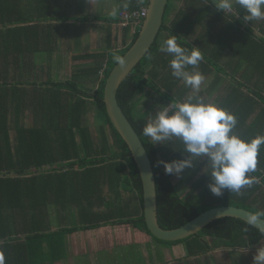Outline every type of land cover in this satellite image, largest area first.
Wrapping results in <instances>:
<instances>
[{"label": "trees", "instance_id": "1", "mask_svg": "<svg viewBox=\"0 0 264 264\" xmlns=\"http://www.w3.org/2000/svg\"><path fill=\"white\" fill-rule=\"evenodd\" d=\"M34 1L0 0V261L2 264H55L62 258V255L58 253V247H64L66 234L80 228L85 229L84 227L87 226L99 225L62 226L57 230L46 228L45 223H49L52 219L48 203L55 206L56 213L52 215L61 226L59 218L63 210L59 201L50 200V197L54 195L58 199L71 194L73 203H81L79 198L84 193H87L90 200L98 197V201L93 203L90 201L87 206L90 208L97 206L99 202L104 203L102 198L104 186L111 185L115 191L123 187L137 194L140 201L139 215L131 217H124V215L114 223L134 224L151 234L144 220L143 185L140 172L127 143L111 123L104 102L106 80L117 63L113 53L122 57L132 44L110 55L111 63L106 70V77L97 90L96 135L90 126L82 122L83 105L76 100L77 92L70 82L67 84L70 90L66 95V101L65 96L55 94L48 101V107L44 109L36 103L33 96L32 104L27 106L28 94L18 85L22 81L16 75L12 77V72L19 69H32L31 65L26 64L22 59L24 54L33 52L36 48L31 37L34 34L39 37L40 23L36 22V19L41 16L33 14V10L28 7L29 4L33 7ZM183 1L178 15L173 22L171 21L172 25L168 26L169 18L166 20V16L173 7V1L169 0L164 24L157 39L121 84L118 92L119 103L140 135L154 167L160 225L165 228H175L208 209L222 205L242 207L264 218V147H260L259 150L256 172L250 174L257 177L260 180L259 183H254L250 187L246 186L239 194L225 189L221 196H215L209 188L204 189L210 183V177L203 173L198 182L193 185V191H202V196L195 201H188L176 188L175 174H166L163 164L159 163L161 157L162 161L169 162L185 158L182 143L175 139L173 147H158L156 144H150L148 138L142 134V128L153 109L147 107L142 111L140 103L145 96L157 95L160 101H177L168 90L175 78L170 75L167 79L164 78L167 74L168 61L163 58L161 62L159 46L164 31L175 35L177 40L187 42L190 24L198 21V16L191 14V8L202 7V0ZM148 4L149 0H143V3L134 2L129 6V11H136L142 5ZM39 10H42L41 6ZM139 31L132 43L139 35ZM151 64H154L156 70H149ZM161 66L163 68L160 69ZM63 86L66 85L62 84L61 87ZM84 102L86 101L83 100ZM27 108L29 111H26ZM30 115L33 116V123L31 125L22 123V118L27 119ZM63 121L67 124L54 127L56 122ZM54 131L57 135L56 143L64 146L62 150L58 151L54 148L55 142L52 138ZM75 134H79L80 144L86 154L82 160L70 159L71 155L77 154V143L69 140L74 138ZM72 149H74L73 152H71ZM58 160L62 163L55 164L54 168L52 164V169L60 170V173L50 174L44 169L48 163H55ZM76 166L82 169H76ZM69 172L72 173L70 177ZM59 177L62 185L66 188L70 186L67 190H59ZM105 177L107 180L104 182ZM66 183L74 185H65ZM81 187L86 188V191L81 192ZM106 205L107 212L101 214V219L114 215V211L118 208L115 215L127 214L125 210L121 212L120 206H117L115 201ZM192 237L195 238L189 244V250L193 254L208 249V244L203 238L246 243L250 247L258 246L264 241V235H261L258 228L235 217L216 219L199 233L184 240ZM184 240L158 241L173 245ZM47 248V256L43 259L42 250Z\"/></svg>", "mask_w": 264, "mask_h": 264}, {"label": "crops", "instance_id": "2", "mask_svg": "<svg viewBox=\"0 0 264 264\" xmlns=\"http://www.w3.org/2000/svg\"><path fill=\"white\" fill-rule=\"evenodd\" d=\"M80 1L82 5L79 4ZM172 1L173 7L168 26L172 25L171 21L173 22L176 18L184 3L183 0ZM134 2L143 3V0H42V2L35 0L33 7L29 4L28 7L33 10V14L41 16L36 19V22L40 23L39 37L37 34L31 37L36 48L33 52L24 54L22 59L26 64H30L33 70L19 69L12 72V77L16 75L22 81L18 85L28 94L26 105L32 104L33 96L36 103L44 109L48 107V101L55 94L65 96L66 101V95L70 90L67 84L70 82L77 92L76 100L83 105L82 122L90 126L96 135L97 90L106 77L110 55L114 51H120L133 44L135 41L133 43L132 41L141 28L137 20L124 24L119 16L121 11H129V6ZM124 3H127V7L122 6ZM201 3L202 7L191 8V14L197 15L198 21L190 24L187 42L177 40L183 47L191 49L195 46L201 50L203 60L197 70L203 74L204 80L200 95L234 113L237 124L233 131L245 140L264 135V20L246 21L244 19L246 10L240 11L238 7L232 13L226 14L223 10H217L212 0H202ZM39 6L42 10H39ZM143 6L146 5H142L141 8ZM113 8H117L116 15H112ZM201 16L202 19H200ZM171 35L170 32L164 31L160 44ZM159 53L161 62L163 58L168 61L167 74L164 76L167 79L169 75L172 76L169 67L171 56L160 50ZM149 70H156L154 64L149 66ZM62 84L66 86L61 87ZM168 90L177 101L185 98L191 91L182 80L177 78ZM144 98L145 101L140 103L142 111L149 107L153 108L152 113L156 111L157 106L171 102L160 101L157 95ZM153 99V103L149 104L148 102ZM83 100L86 102L83 103ZM26 111H29V108ZM94 112L96 116L93 121L91 117L95 115ZM32 122L33 120L31 124ZM66 124L65 121L56 122L54 127ZM74 130L76 133V129ZM52 138L55 142L54 148L58 151L62 150L64 146L56 143L55 131ZM69 140L77 143V154L71 155L70 159L85 158L86 154L80 144L79 134H75L74 138ZM174 141L175 139L169 145H156L173 147ZM263 147L264 145H261V148ZM57 163L62 162L58 160L55 163H48L44 169L50 174L60 173V170L52 169V164L54 168ZM75 168L82 169L80 166ZM69 175L72 176V173L69 172ZM65 185L74 184L66 183ZM58 188L60 191L67 190L64 185ZM108 188L106 195L102 197L104 203L99 202L97 206L87 208L91 200L87 198V201H84V194H82L79 198L81 203L72 205L76 217L74 219L78 221L75 225H99L87 226L84 227L85 229L80 228L66 234L64 247H58V253L62 255V258L55 264H82V260L87 263L88 259L91 260L97 253L106 255L103 259L104 264H177L185 260L190 261L191 264H215L212 260L206 259L211 254L217 256L218 264H253L257 249L264 246V241L258 246L250 247L246 243L240 245V243L215 238H203L208 244V249L193 254L189 250V244L180 242L172 245L173 252L169 253L165 260H160L157 253V251L160 252L158 243L160 241L154 236L133 224L114 223L124 215V217L139 215L140 201L137 194L123 187L117 191L113 190L111 185ZM80 190L85 192L86 188L81 187ZM125 193L131 196L128 198ZM133 197L135 205H133ZM50 200L59 201L62 210H65L69 202L66 197L57 199L55 195L51 196ZM111 201H115L116 205L120 206L121 212L125 210L127 214L115 215L118 208L114 211V215L101 219V214L107 212L106 204ZM96 207L98 212L94 213L92 210ZM55 210L56 208L52 210L53 214L56 213ZM52 222L55 227L51 230L62 227L56 218L49 220V223ZM223 245L227 248L225 252L221 250ZM46 247L49 248V246ZM48 248L42 250L43 259L47 256ZM92 251H94L93 255L89 256ZM149 254L151 257L143 258ZM95 261L96 264H101L100 261Z\"/></svg>", "mask_w": 264, "mask_h": 264}, {"label": "clouds", "instance_id": "3", "mask_svg": "<svg viewBox=\"0 0 264 264\" xmlns=\"http://www.w3.org/2000/svg\"><path fill=\"white\" fill-rule=\"evenodd\" d=\"M212 2L217 10H223L226 14L237 7L240 11L246 10V21L264 20V0ZM122 6L127 7V3ZM116 13L117 8H113L112 15ZM159 50L171 56V75L191 89L182 100L157 106L142 128L143 136L152 145H166L174 139L182 143L185 158L159 161L165 173L179 176L185 168L194 167L195 160L206 157L202 171L210 177L208 188L215 196H221L225 189L239 194L246 186L259 183L260 180L250 174L257 170V157L261 145H264V135L245 140L233 131L237 124L235 114L200 95L204 80L203 74L197 70L203 60L200 48L183 47L177 37L171 35L161 42ZM113 58L122 68L126 66L125 58L119 54L113 53ZM259 215L247 216V222L255 224ZM261 235H264V230H261ZM253 264H264V246L257 249Z\"/></svg>", "mask_w": 264, "mask_h": 264}, {"label": "water", "instance_id": "4", "mask_svg": "<svg viewBox=\"0 0 264 264\" xmlns=\"http://www.w3.org/2000/svg\"><path fill=\"white\" fill-rule=\"evenodd\" d=\"M168 2L169 0H149L148 14L141 25L139 35L128 51L122 56L126 60V66L122 68L116 63L106 80L104 102L111 123L127 143L131 150V156L140 172L143 185L142 207L148 230L157 239L180 241L199 233L216 219L235 217L247 222V216L256 213L242 207L222 205L208 209L175 228H165L160 225L154 167L140 135L119 103L118 92L121 84L131 74L132 70L147 54L157 39L164 24ZM253 226L260 231L264 230V218L259 215L258 220Z\"/></svg>", "mask_w": 264, "mask_h": 264}, {"label": "rangeland", "instance_id": "5", "mask_svg": "<svg viewBox=\"0 0 264 264\" xmlns=\"http://www.w3.org/2000/svg\"><path fill=\"white\" fill-rule=\"evenodd\" d=\"M81 2V1H80ZM80 5H82V2L81 3H79ZM167 11V10H166ZM169 15H170V13H169ZM169 15H167L166 16V13H165V16H166V20H168V18H169ZM165 19V18H164ZM110 63H111V60H110ZM142 102L143 101H145V98L144 99H142L141 100ZM153 101H154V99L153 100H151L150 102H148L149 104H152L153 103ZM148 105V104H147ZM147 105H145V106H147ZM94 114L95 115H93V117H91L92 119H93V121H94V117L96 116V112H94ZM29 117H31V118H29ZM31 120H33L32 119V115H30V116H28V118L27 119H25V118H22V123H27V125H31ZM33 123V122H32ZM157 144H159V143H157ZM159 145H161V144H159ZM169 145V144H168ZM160 160L162 161V157L160 158ZM194 167H192V168H185L184 170H183V172L179 175V176H177V175H175V179H174V183H175V185H176V188L178 189V192H179V194L182 196V197H184L185 199H187L188 201H195L197 198H199L200 196H202V194H203V192L202 191H200V190H194L193 191V185L195 184V183H197L198 182V180L201 178V175L203 174V171H202V169H203V167L205 166V164H206V157H201V158H199V159H197V160H195L194 162ZM69 177H70V175H69ZM107 180V178L105 177L104 178V182ZM48 182H49V179H48ZM63 182V181H62ZM68 182V181H67ZM102 182H103V178H102ZM121 184H124V182H121ZM49 185V184H48ZM60 185H62L61 184V178L59 177V183H58V187L60 186ZM206 188H208V186L207 187H205L204 189H206ZM109 188H108V185H106V186H104V188H103V194H104V196L106 195V192H107V190H108ZM203 189V190H204ZM126 194V197H130L131 196V194H129V193H125ZM88 198V195H87V193H84V198H83V200L84 201H87L86 199ZM97 198L98 197H96V198H94V199H91V202L93 203V201L94 202H96V200H97ZM66 199L69 201L68 202V204H66V207H65V210H63L62 211V216L59 218V220H61V225L62 226H72V225H75V224H77L78 223V221L76 220V219H74V213H73V210H72V205L74 204L73 202H71L72 201V196H71V194H66ZM133 205H135V200H134V197H133ZM48 207H49V210H50V214H51V217L53 218V215H52V210L55 208V206L53 205V204H51V203H48ZM132 210H134V208L132 209ZM94 213L95 212H98V209H97V207L95 208V210H92ZM57 225H58V223H57ZM133 226H135L134 224H133ZM45 227L46 228H53V227H55V225H54V223L52 222V223H45ZM135 227H137V226H135ZM138 228V227H137ZM196 237V236H195ZM195 237H192V238H190L189 240H184L183 242H181V243H184V242H186L187 244H190L191 242H193V238H195ZM157 241V240H156ZM158 242V241H157ZM212 242V241H211ZM159 243V248H160V252H158L157 251V253H159V256H158V258L160 259V260H165L166 258H167V256H168V254L170 253H172L173 252V246L174 245H176V244H178V243H176V244H173V246L172 245H170V244H168V243H164V242H158ZM211 244H213V242L211 243ZM241 244H244V243H240V245ZM172 246V247H171ZM224 250V252L227 250V248L223 245V246H221V250ZM100 250H102V249H100ZM99 250V251H100ZM103 251V250H102ZM220 252V251H219ZM93 253H94V251H92V252H90L89 253V256H91V255H93ZM104 253V252H103ZM106 257V255L105 254H99V253H97V254H95L94 255V257H92L91 258V260L90 259H88V262L86 263L84 260H82V264H96V261L95 260H98V261H100L101 262V264H104L103 263V259ZM147 257H151V254H149L148 256H144L143 258H147ZM221 258V257H220ZM207 260H212L215 264H218V261H217V256H215L214 254H211V255H209L208 256V258H206ZM206 259H205V262H206ZM207 263V262H206ZM66 264H69V263H66ZM167 264H169V263H167ZM177 264H191V262L189 261L188 262V260H185L184 262H182V263H177Z\"/></svg>", "mask_w": 264, "mask_h": 264}, {"label": "built area", "instance_id": "6", "mask_svg": "<svg viewBox=\"0 0 264 264\" xmlns=\"http://www.w3.org/2000/svg\"><path fill=\"white\" fill-rule=\"evenodd\" d=\"M148 14V5L147 6H143L140 10H136L133 12L130 11H121L119 13L120 18L122 19V21H124V24L129 23L132 20H137V23L139 25H142L145 17Z\"/></svg>", "mask_w": 264, "mask_h": 264}, {"label": "bare ground", "instance_id": "7", "mask_svg": "<svg viewBox=\"0 0 264 264\" xmlns=\"http://www.w3.org/2000/svg\"><path fill=\"white\" fill-rule=\"evenodd\" d=\"M131 47V46H130ZM151 49V48H150ZM152 235V234H151ZM158 240H160V239H158ZM169 242V241H168Z\"/></svg>", "mask_w": 264, "mask_h": 264}]
</instances>
